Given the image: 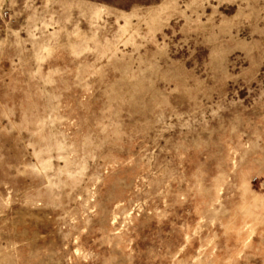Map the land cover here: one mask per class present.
Here are the masks:
<instances>
[{
    "label": "rangeland",
    "instance_id": "374dc122",
    "mask_svg": "<svg viewBox=\"0 0 264 264\" xmlns=\"http://www.w3.org/2000/svg\"><path fill=\"white\" fill-rule=\"evenodd\" d=\"M0 264H264V0H0Z\"/></svg>",
    "mask_w": 264,
    "mask_h": 264
}]
</instances>
